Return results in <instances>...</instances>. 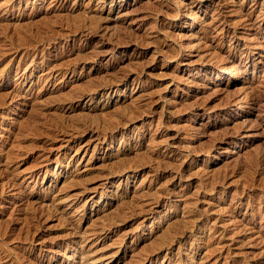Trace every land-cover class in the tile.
<instances>
[{"label": "rangeland", "instance_id": "rangeland-1", "mask_svg": "<svg viewBox=\"0 0 264 264\" xmlns=\"http://www.w3.org/2000/svg\"><path fill=\"white\" fill-rule=\"evenodd\" d=\"M0 44V264H264V0H0Z\"/></svg>", "mask_w": 264, "mask_h": 264}, {"label": "bare ground", "instance_id": "bare-ground-1", "mask_svg": "<svg viewBox=\"0 0 264 264\" xmlns=\"http://www.w3.org/2000/svg\"><path fill=\"white\" fill-rule=\"evenodd\" d=\"M92 19V18H91ZM95 20V19H94ZM15 23V22H14ZM91 23H95V22H91ZM98 23V22H97ZM92 25V24H91ZM97 25V24H96ZM101 25V24H100ZM93 26V25H92ZM94 26H95V24H94ZM104 26V25H103ZM85 28V27H84ZM85 30V29H84ZM92 30V29H91ZM58 31V30H57ZM45 33V32H44ZM49 33V32H48ZM74 33V32H73ZM95 33V32H94ZM94 33H92V34H94ZM57 34V33H56ZM96 34V33H95ZM63 35V34H62ZM98 35V34H97ZM41 36V35H40ZM62 37V36H61ZM19 38V37H18ZM12 40V39H11ZM21 40V39H20ZM55 41V40H54ZM12 42V41H11ZM26 42H27V40H26ZM16 43V42H15ZM25 43V42H24ZM5 44V43H4ZM14 43H12V45H13ZM1 45V44H0ZM6 45V44H5ZM110 45V44H109ZM18 46V45H17ZM11 48V47H10ZM17 48V47H16ZM109 48H110V46H109ZM112 48V47H111ZM12 49V48H11ZM28 49V48H27ZM114 49V48H113ZM1 51V50H0ZM5 51V50H4ZM11 51V50H10ZM25 51V50H24ZM95 51V50H94ZM94 51H92V52H94ZM97 51V50H96ZM111 51H112V49H111ZM15 52V51H14ZM80 52V51H79ZM99 52H102V51H99ZM104 52V51H103ZM102 52V53H103ZM97 53V52H96ZM93 54V53H92ZM27 55V54H26ZM29 55V54H28ZM35 56V55H34ZM85 56V55H84ZM93 56V55H92ZM96 56V55H95ZM95 56H93L94 58H95ZM87 57V56H86ZM22 58V57H21ZM34 58V57H33ZM26 59V58H25ZM91 59H93V58H91ZM88 60V59H87ZM24 61V60H23ZM19 64V63H18ZM73 65V64H72ZM223 71H225L226 72V70H223ZM107 82H109V81H106V83ZM105 85V84H104ZM1 93V92H0ZM57 100V99H56ZM66 100V99H65ZM59 102V101H58ZM63 104V103H62ZM70 105V104H69ZM59 107H60V103H59ZM58 121V120H57ZM82 129V128H81ZM84 129V128H83ZM104 129V128H103ZM59 130V129H58ZM79 130V129H78ZM82 131V130H81ZM63 132V131H62ZM70 132V131H69ZM61 133V132H60ZM67 134H68V131L66 132ZM9 152V151H8ZM6 153V152H5ZM10 156H12L11 154H9ZM264 156V155H263ZM4 157V156H3ZM2 157V158H3ZM7 158V157H6ZM5 158V159H6ZM8 159V158H7ZM1 160V159H0ZM13 160V159H12ZM5 163V162H4ZM13 164V163H12ZM6 165V164H5ZM4 165V167H6ZM8 166V165H7ZM13 168V167H12ZM7 169V168H6ZM9 170V169H8ZM5 172H8V171H5ZM11 173H12V171H11ZM8 174V173H7ZM252 180V179H251ZM250 180V181H251ZM253 187V186H252ZM251 188V187H250ZM253 189V188H252ZM264 207V206H263Z\"/></svg>", "mask_w": 264, "mask_h": 264}]
</instances>
